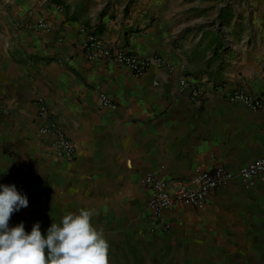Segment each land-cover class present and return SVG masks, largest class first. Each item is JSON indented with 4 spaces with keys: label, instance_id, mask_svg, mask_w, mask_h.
Segmentation results:
<instances>
[{
    "label": "crops",
    "instance_id": "crops-1",
    "mask_svg": "<svg viewBox=\"0 0 264 264\" xmlns=\"http://www.w3.org/2000/svg\"><path fill=\"white\" fill-rule=\"evenodd\" d=\"M254 7L257 22L245 31L262 52L264 0H0V95L10 107L0 115V177L23 180L29 201L9 227L23 222L30 233L39 222L46 236L83 208L103 230L109 264H264V175L234 179L201 207L168 209L164 222L149 216L142 183L155 172L173 188L200 170H238L264 155V112L225 99L237 89L264 97L246 68L253 61L200 52L217 33L208 19L233 36ZM40 21L47 28L29 26ZM83 27L109 46L162 56L174 72L153 65L134 75L89 60ZM182 76L202 90L199 100L180 90ZM100 91L113 107L99 105ZM38 95L73 140L72 159L38 133Z\"/></svg>",
    "mask_w": 264,
    "mask_h": 264
},
{
    "label": "built area",
    "instance_id": "built-area-1",
    "mask_svg": "<svg viewBox=\"0 0 264 264\" xmlns=\"http://www.w3.org/2000/svg\"><path fill=\"white\" fill-rule=\"evenodd\" d=\"M29 26L31 28H47L46 23L43 21ZM81 31L85 33L82 47L89 60L114 62L123 65L134 75H142L153 65L168 74L174 72L173 64L162 56H140L134 52L105 44L94 31H90L85 27L81 28ZM179 88L187 91L192 100L197 101L202 96V90L197 83L186 76H182L179 79ZM225 99L232 103L244 105L255 112H264L263 96L237 89L227 94ZM98 101L102 107L114 106L112 100L102 91L98 93ZM36 103L38 107L37 119L40 122L38 133L41 136L51 137V146L57 155L72 159L75 156L76 147L66 129L52 112L43 96L38 95ZM9 110L8 102L0 95V115L8 114ZM260 175H264V155L240 167L238 170L227 169L224 166H218L213 170H200L189 180L177 181L173 188L157 173L148 172L142 178V183L151 190L147 204L149 216L155 221L164 222V214L168 209L179 205L201 207L212 192L234 179L250 180ZM0 184L12 185L2 177H0ZM15 186L18 192L28 196V186L23 180H18ZM164 226L166 228L169 227L166 223H164Z\"/></svg>",
    "mask_w": 264,
    "mask_h": 264
},
{
    "label": "clouds",
    "instance_id": "clouds-1",
    "mask_svg": "<svg viewBox=\"0 0 264 264\" xmlns=\"http://www.w3.org/2000/svg\"><path fill=\"white\" fill-rule=\"evenodd\" d=\"M0 264H109L103 230L91 223L92 210L65 214L42 234L35 223L30 233L23 222L9 227L12 214L29 204L16 186L0 184Z\"/></svg>",
    "mask_w": 264,
    "mask_h": 264
},
{
    "label": "rangeland",
    "instance_id": "rangeland-1",
    "mask_svg": "<svg viewBox=\"0 0 264 264\" xmlns=\"http://www.w3.org/2000/svg\"><path fill=\"white\" fill-rule=\"evenodd\" d=\"M248 9L253 6L250 2H247ZM256 11L255 7L249 11V16L245 15L247 17L248 22L241 23L236 28V32L233 36L227 33H223L220 26L217 25L215 19L210 21L208 19L204 24L208 25L209 27H215L216 35L211 36L209 33L210 39L213 38V40H210V42L206 43L205 45L200 44V52L202 56H207L209 58L215 57L216 54L220 53V55L223 53V51L228 55L227 57L233 58L235 57L236 53H239L240 56L245 55V58L252 62L251 64H248L246 68L248 70H251L255 76L258 84L263 85L264 84V51L260 52L255 50L252 46H248L252 44V42L255 41L254 35L250 32H246L245 29L247 26H255L256 24V17L254 16V12ZM236 11H233V18L232 20L238 18L235 17ZM244 18V17H243ZM261 25L264 24L263 22L260 23ZM264 34H262L261 41L264 42ZM239 43L236 44L235 43ZM257 41H255L256 43ZM214 46L212 47V45ZM264 86V85H263Z\"/></svg>",
    "mask_w": 264,
    "mask_h": 264
}]
</instances>
